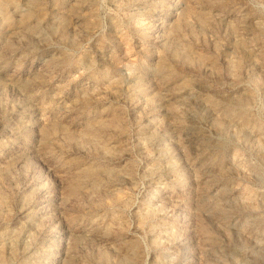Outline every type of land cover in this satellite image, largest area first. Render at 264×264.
I'll use <instances>...</instances> for the list:
<instances>
[{
  "label": "rangeland",
  "instance_id": "374dc122",
  "mask_svg": "<svg viewBox=\"0 0 264 264\" xmlns=\"http://www.w3.org/2000/svg\"><path fill=\"white\" fill-rule=\"evenodd\" d=\"M0 264H264V0H0Z\"/></svg>",
  "mask_w": 264,
  "mask_h": 264
}]
</instances>
